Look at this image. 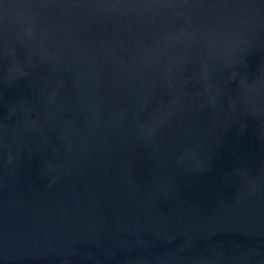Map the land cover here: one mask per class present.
I'll return each mask as SVG.
<instances>
[{"label": "water", "instance_id": "95a60500", "mask_svg": "<svg viewBox=\"0 0 264 264\" xmlns=\"http://www.w3.org/2000/svg\"><path fill=\"white\" fill-rule=\"evenodd\" d=\"M0 264H264V0H0Z\"/></svg>", "mask_w": 264, "mask_h": 264}]
</instances>
